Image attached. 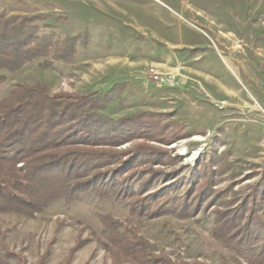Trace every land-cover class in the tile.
<instances>
[{"label":"rangeland","instance_id":"obj_1","mask_svg":"<svg viewBox=\"0 0 264 264\" xmlns=\"http://www.w3.org/2000/svg\"><path fill=\"white\" fill-rule=\"evenodd\" d=\"M0 12L39 17V36L54 41L89 36L71 62L0 69V101L20 84L80 96L122 85L103 114L159 116L143 138L95 148L126 151L96 160L114 194L0 214L4 264H129L112 256V235L171 263L253 264L264 245V0H0ZM184 201L195 204L178 213ZM228 211L254 227V253L214 236Z\"/></svg>","mask_w":264,"mask_h":264},{"label":"trees","instance_id":"obj_2","mask_svg":"<svg viewBox=\"0 0 264 264\" xmlns=\"http://www.w3.org/2000/svg\"><path fill=\"white\" fill-rule=\"evenodd\" d=\"M39 21V17H6L0 12V69L13 73L38 58H50L42 66L50 68L53 62H71L77 49L88 45L86 33L57 41L51 35L39 36ZM3 82L4 77L0 76V86ZM123 91L122 85H116L101 94L80 96L50 94L43 83L16 85L0 101V214L32 217L59 198L69 205L84 192L102 197L114 194L113 178L99 171L96 160H102L104 155L116 160V156L126 151L95 148L119 147L143 138L144 130L150 131L149 124L157 126L159 118L143 113L112 120L103 114ZM160 154L152 153L153 160ZM182 204L178 213L186 212L195 203ZM216 218L213 234L218 240L239 252L245 249L254 253L252 246L259 239L251 223L241 225L242 214L219 212ZM110 242L112 256L117 252L129 259V264H176L153 257L149 245L143 241L112 235ZM5 254L0 239L1 264ZM45 257L38 264H43ZM252 258L253 264H264V245L258 247Z\"/></svg>","mask_w":264,"mask_h":264},{"label":"built area","instance_id":"obj_3","mask_svg":"<svg viewBox=\"0 0 264 264\" xmlns=\"http://www.w3.org/2000/svg\"><path fill=\"white\" fill-rule=\"evenodd\" d=\"M150 75L155 78V80L159 79L158 73L154 69H150Z\"/></svg>","mask_w":264,"mask_h":264}]
</instances>
